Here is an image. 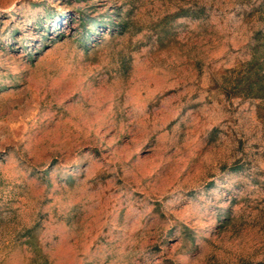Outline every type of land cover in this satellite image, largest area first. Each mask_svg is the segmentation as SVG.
<instances>
[{"label":"rangeland","instance_id":"1","mask_svg":"<svg viewBox=\"0 0 264 264\" xmlns=\"http://www.w3.org/2000/svg\"><path fill=\"white\" fill-rule=\"evenodd\" d=\"M0 264H264V0H0Z\"/></svg>","mask_w":264,"mask_h":264}]
</instances>
